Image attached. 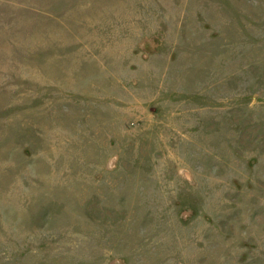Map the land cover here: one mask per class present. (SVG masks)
I'll return each instance as SVG.
<instances>
[{"label": "rangeland", "instance_id": "rangeland-1", "mask_svg": "<svg viewBox=\"0 0 264 264\" xmlns=\"http://www.w3.org/2000/svg\"><path fill=\"white\" fill-rule=\"evenodd\" d=\"M0 264H264V0H0Z\"/></svg>", "mask_w": 264, "mask_h": 264}]
</instances>
